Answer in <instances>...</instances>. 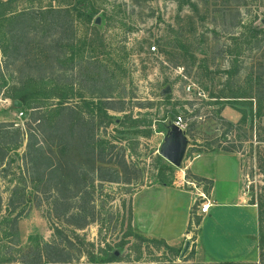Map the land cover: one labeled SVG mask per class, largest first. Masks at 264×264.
<instances>
[{
	"label": "rangeland",
	"instance_id": "1",
	"mask_svg": "<svg viewBox=\"0 0 264 264\" xmlns=\"http://www.w3.org/2000/svg\"><path fill=\"white\" fill-rule=\"evenodd\" d=\"M4 1L0 0V25L12 13L60 6L62 0H16L10 6ZM71 2L80 13L91 16L90 22H75L72 47L58 60L56 54L52 57V78L27 86L33 94L30 101L40 106V120L52 122L45 127L46 143L55 163L63 166L51 175L45 173L42 159L37 169L30 170L24 156L26 122L32 121L33 112L13 106L7 97L16 68L9 66L0 75V133L5 128L11 132L0 150V264H26L21 260L26 256L23 259L29 261L31 247L53 241L72 257L68 264H224L197 249L200 220L195 213L198 205L208 202L210 181L186 168L197 156L209 155L212 160L216 154L237 167L241 192L257 210L256 254L230 264H264V114L241 121L238 109H246L245 102L235 109V104L217 103L211 97L221 90L228 92L224 70L237 54L234 37L247 34L249 25L262 26L264 0ZM226 7L230 11L224 15ZM0 29L6 31L0 39V62L7 54H24L13 51L8 23L4 21ZM39 50L33 49L29 57L41 68L51 57ZM240 54L244 67L238 85L244 94L251 65L264 59V39L257 50ZM90 62L97 64L98 72L89 68ZM62 65L67 68L66 83L58 81ZM104 66L109 69V83L100 78ZM165 88L170 92L161 95ZM60 103L72 109V116L65 117L72 121L68 136V131L52 127L59 118L52 110ZM104 105L113 107L107 111L108 118L102 116ZM91 114L96 116L90 121ZM176 116L187 123V146L179 165L171 164L160 151L167 125ZM78 121L93 122V135L76 131ZM66 139L70 144L62 150L59 143ZM209 166L200 159L192 168ZM162 185L186 190L192 198L185 229L190 244L182 256L184 233L168 242L145 236L133 226L134 210L136 219L152 225L157 233L176 232L185 198L176 196L171 205L172 196L163 199L154 188ZM15 186L20 190L10 206ZM148 187L133 201L138 191ZM174 217L176 225L166 227ZM206 230H199L202 239ZM109 253H115L110 261Z\"/></svg>",
	"mask_w": 264,
	"mask_h": 264
},
{
	"label": "trees",
	"instance_id": "2",
	"mask_svg": "<svg viewBox=\"0 0 264 264\" xmlns=\"http://www.w3.org/2000/svg\"><path fill=\"white\" fill-rule=\"evenodd\" d=\"M14 1L16 0H6L2 3L10 6V4ZM71 1L72 0H62L61 5L56 7L52 5H46L12 13L7 17H4L1 20L2 23L0 25V27H3L4 21L8 23L9 30L11 29L9 40L13 47V51L24 53L14 57H9L7 54L5 55L4 61L0 62L1 77L9 66L16 68L15 72L17 75L13 77L14 81L11 86L12 93L7 95V97L12 101L18 100L21 103L20 107H27L33 112L32 121L26 122L25 130L28 133V142L26 144V152L24 153V156H28L27 158L30 170L37 169L38 161L42 159L44 171L49 175H51L57 168L63 166V164L60 162L58 164L55 163L53 156L51 155L52 148L46 143V137H48V133L45 127L47 123L51 124L52 122L40 120L41 117H43L42 114H39L41 113L40 106L38 104H33L30 101L33 99V94L28 91L29 89H27V86L37 82L44 83L45 80L52 78L55 68L52 57L56 54L58 60L60 55L65 54L68 48L72 47L73 41L76 38L74 29L75 22L80 21L85 24L90 22L91 16L80 13V11L74 7ZM228 10L229 9H227V7L224 8L223 14L226 15ZM82 16L87 17L82 18ZM260 21L262 23L261 27L249 25L247 27V34L244 32L241 33L240 36L238 35L234 37L235 50L237 54L234 55L233 59H230L228 68L224 70L227 79L225 82V85H227L225 90H228V92L221 90L215 95L211 96L215 98L217 103L227 102L228 104H235L233 105L235 109L239 108L238 105L241 104L239 102H245L248 107L246 109H238L241 121L252 119L255 116L260 117L261 114H264V59H259L255 62V64L251 65L250 70L246 75L245 83H247V86H249L247 88L248 92L241 94L239 92L238 85L240 84L238 75H240L241 70L244 67V60L239 58L241 55L240 53L245 51L252 53L255 49L257 50L260 47L262 40L264 39V14L260 18ZM232 25H234V23ZM5 32V30L0 29V39L5 36ZM56 39L58 41L57 50H55L56 47L53 45V43L56 42ZM39 48V51L45 52L47 57H51L49 64H42L41 68L38 66V64L34 65V61L29 57V53L33 49ZM4 52H6L5 47ZM65 62L66 60H62V63ZM89 64V68L93 69L94 72H98L97 64L94 62H90ZM60 69L62 70V73H60L58 81H63V83L68 82L69 79L66 75L67 68L63 67L62 65ZM100 78L104 83H109L110 76L107 66H104L103 70H101ZM237 85L238 87H236ZM254 102L256 106L255 110L252 108V104ZM111 109H113V107H109V105L103 106V118H108L107 111ZM52 111L59 113V118L57 121H55L52 127L55 130L64 132L68 131V134L65 132V134L68 136L70 130L72 129V121H65V117L69 116L68 118H70V116H72L71 107L67 104L60 103L55 106ZM45 115L46 114H44V116ZM194 115H197V113H194ZM95 116L96 115L91 114L90 121L94 120ZM9 126H11V124ZM74 126L76 127L75 130L78 132H80V129H82L83 133H88L90 136L93 135V122L78 121ZM52 127H49V129H53ZM9 133H11L9 128H5L4 131L0 133V150H4L2 143L5 140L6 135ZM184 133H187V127ZM38 138L41 139L44 144L48 145L47 148L38 145ZM69 144L70 142L68 139H66L64 141H60L59 147L62 150H66ZM19 190L20 187H13L12 197H10L8 201L10 206H14V198L16 197ZM13 219H16V217ZM58 254L59 256L57 257ZM107 255L108 261H110L111 258L115 256V253H109ZM28 256H30L29 261L25 260L26 256L23 257L25 259L22 258L21 261L26 264H28V262L31 264H68L72 260L70 254L61 248L55 241L37 243L35 247H31V254ZM220 262L224 264H230L232 261Z\"/></svg>",
	"mask_w": 264,
	"mask_h": 264
},
{
	"label": "crops",
	"instance_id": "3",
	"mask_svg": "<svg viewBox=\"0 0 264 264\" xmlns=\"http://www.w3.org/2000/svg\"><path fill=\"white\" fill-rule=\"evenodd\" d=\"M208 157L209 155L197 156L186 167L191 170L194 176L206 178L210 181V188L206 193L209 203L208 211L201 213L197 209L195 213L200 220L196 239L197 249L198 251L201 250L202 255L208 256L216 262L251 258L256 254L258 248L257 210L253 204H249L246 201L244 193L241 192L237 167L229 161H224L220 154H216L212 160ZM220 158H222L223 162L217 164ZM200 159H206L208 163H211V167L193 169L194 162ZM154 188L160 190L159 192H161L163 199L166 198L165 195H171L170 203L176 196L179 199L185 198V207L182 214H180L178 223L174 217V220L166 224V227L170 226L169 228H172L177 223L176 232L167 234L163 231L157 233L152 225H145L142 221L137 220L132 209L134 228L145 236L160 237L168 242L178 240L183 233L188 239V233L190 232L185 233V229L190 220L189 215L192 207L190 193L177 188L174 190L167 185ZM148 189L149 187L146 190L138 191L134 195L133 201L141 192ZM173 202L171 205H173ZM201 228L207 229L203 239L199 235Z\"/></svg>",
	"mask_w": 264,
	"mask_h": 264
},
{
	"label": "water",
	"instance_id": "4",
	"mask_svg": "<svg viewBox=\"0 0 264 264\" xmlns=\"http://www.w3.org/2000/svg\"><path fill=\"white\" fill-rule=\"evenodd\" d=\"M170 92L169 88H165L161 91V95H166ZM13 106L20 107L21 103L18 100L13 101ZM187 146L186 135L183 130H181L174 123L170 122L167 125L166 135L164 137V142L161 145V155L168 160L171 164L179 165ZM190 244L189 239H186L181 250L180 256H182L188 249Z\"/></svg>",
	"mask_w": 264,
	"mask_h": 264
},
{
	"label": "built area",
	"instance_id": "5",
	"mask_svg": "<svg viewBox=\"0 0 264 264\" xmlns=\"http://www.w3.org/2000/svg\"><path fill=\"white\" fill-rule=\"evenodd\" d=\"M155 47L152 46V49H154ZM190 88L187 87V90H189ZM20 116L23 114L22 111H20L18 113ZM173 123L178 126L180 129H186L187 127V123L182 119L181 116H176L173 120ZM208 208H209V203L208 202H203L202 204L198 205V209L201 213H206L208 211Z\"/></svg>",
	"mask_w": 264,
	"mask_h": 264
}]
</instances>
